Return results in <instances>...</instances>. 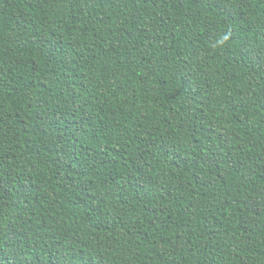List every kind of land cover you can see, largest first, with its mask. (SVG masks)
<instances>
[{
  "label": "trees",
  "instance_id": "16d2710c",
  "mask_svg": "<svg viewBox=\"0 0 264 264\" xmlns=\"http://www.w3.org/2000/svg\"><path fill=\"white\" fill-rule=\"evenodd\" d=\"M0 264H264V0H0Z\"/></svg>",
  "mask_w": 264,
  "mask_h": 264
},
{
  "label": "clouds",
  "instance_id": "9594fccd",
  "mask_svg": "<svg viewBox=\"0 0 264 264\" xmlns=\"http://www.w3.org/2000/svg\"><path fill=\"white\" fill-rule=\"evenodd\" d=\"M228 39V37L225 35L220 41L219 43H223L224 41H226Z\"/></svg>",
  "mask_w": 264,
  "mask_h": 264
}]
</instances>
